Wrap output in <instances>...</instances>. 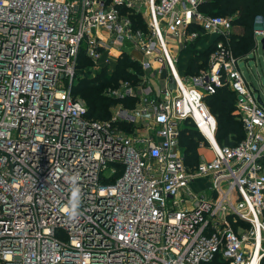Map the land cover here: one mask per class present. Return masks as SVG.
Instances as JSON below:
<instances>
[{
  "label": "built area",
  "instance_id": "built-area-1",
  "mask_svg": "<svg viewBox=\"0 0 264 264\" xmlns=\"http://www.w3.org/2000/svg\"><path fill=\"white\" fill-rule=\"evenodd\" d=\"M206 1L0 0V264H262L264 83L253 87L239 64L264 50V20L237 57L232 19L202 14ZM199 34L218 36L208 68L181 76L174 56ZM83 43L94 65L128 53L144 73L105 92L133 106L104 121L73 95ZM220 88L244 131L234 146L218 144L204 101ZM183 124L209 153L195 166L179 152Z\"/></svg>",
  "mask_w": 264,
  "mask_h": 264
},
{
  "label": "trees",
  "instance_id": "trees-1",
  "mask_svg": "<svg viewBox=\"0 0 264 264\" xmlns=\"http://www.w3.org/2000/svg\"><path fill=\"white\" fill-rule=\"evenodd\" d=\"M203 5V10L207 12L205 13L206 15L222 16L234 13L238 14L239 17L237 23L243 30L242 36L239 39L242 41V44H245V50L239 52L235 39L233 38L231 41V48L235 54L240 55L245 51H249L253 47V21L257 16L262 17L264 20V0H207ZM212 7L216 10L213 9L215 11L211 10V12H209L208 9L210 10ZM209 39L211 40L207 47L200 53L197 51L198 48L196 47L195 49V46H192V44L184 49V55L189 59L184 64L186 70L180 72L181 74L184 73L183 76L198 73L202 68L201 61H203V59V64L206 65L208 54L218 40V36L213 35ZM192 54L194 55L193 57ZM79 57L78 63L83 66L87 60L82 53ZM129 63L130 62L127 59H123L119 65L116 66L115 70L108 74V77H105V73L103 74L104 77L101 79L102 82H116L118 79H125L127 75H130L129 72L125 70V67L128 66ZM186 71L187 73H185ZM104 85L106 84H99L95 81L92 83L90 81H80L73 89L74 91L76 88L78 91L77 93H80L81 97L84 98L88 108L87 117L89 118L101 121L109 118L108 109L112 102L101 96L102 87ZM204 101L207 107L209 105L210 110L212 111L211 114L215 117L217 123L216 141L220 146H234L243 139L244 131L242 124L234 113L235 95L232 92L226 88H220L215 94L205 96ZM125 104H127V101L124 102V105ZM200 139V135L191 128H188L187 132L183 133L181 137L180 145L184 148L186 155L188 156L190 166L194 165L193 163H195V165L197 164L195 161L197 160V147ZM208 264L225 263L220 260V257L218 256ZM262 264H264V261Z\"/></svg>",
  "mask_w": 264,
  "mask_h": 264
},
{
  "label": "rangeland",
  "instance_id": "rangeland-1",
  "mask_svg": "<svg viewBox=\"0 0 264 264\" xmlns=\"http://www.w3.org/2000/svg\"><path fill=\"white\" fill-rule=\"evenodd\" d=\"M203 6L200 7V12L202 14H205L207 12L205 10H203ZM213 9H215V8L212 7L210 10L208 9V11L211 12V10L212 11L216 10V9L215 10H213ZM141 15L142 14H140V13H135V12L133 13L132 12V13H129V18L132 21V25H133L134 29H139L141 31H145L146 27H147L146 26V19L144 18V16H141ZM222 16H226V17L232 19L233 35H234L235 43L237 44L236 45L237 49L239 52L244 51L245 50V44H242V41L239 39L242 36L243 30H242V27L237 23V20L239 17L238 14L234 13L231 15L227 14V15H222ZM210 37H212L211 34L210 35L199 34L197 39L190 42L186 47H188L192 44V46H195V49H196V47L198 48L197 51H198V53H200V52L204 51L205 48L207 47L208 43L211 40V39H209ZM236 38H238V39H236ZM253 45H254V43H253ZM80 49L81 50H80L78 56H81V53H82L84 55V57L86 58L87 62L83 66L79 65V63L77 62V67H76L77 71L76 72L78 73L79 76H77L75 78V83L77 85L78 82H80V81H82V82L83 81H90L91 83L95 81L99 84L100 83L106 84L102 87V91H101V96H103V97H105V92L108 89H117L121 83L131 82L132 84H137L139 82L140 77L144 74L140 70L141 69L140 64L138 62H136L135 59L128 53L123 54L121 56H119L117 52L110 54V55L103 54V56L100 59L101 61L99 63V66H98V65L92 64L90 59L87 56H85L86 47L84 46V43L81 45ZM175 50H178V48ZM252 50L253 49L251 48L249 51H245L239 55V54H235L233 49H232L233 54L237 57L248 54ZM211 51H210V53H211ZM177 53H179L178 56L177 57L174 56L177 60V62H176L177 70H178L179 74L181 76H183L184 73L181 74L180 72H184V70H186V67L184 68V64L189 58L185 57L184 50L182 52H177ZM209 54H208V56H209ZM193 56L194 55L192 54V57ZM108 57L110 58L111 61H109L108 63H105L104 60H106ZM79 58L80 57H77V61L79 60ZM123 59H127L130 62L129 65L125 67V70L128 71L130 75H127V77L125 79H123V78L118 79L116 82H113V81L102 82L101 79H102V77H104L103 74L105 73V77H108V74L111 71H114L116 66H118L119 63ZM203 62H204V59H203V61H201L202 68L200 70H204V69L208 68L207 64L204 65ZM239 68H240V71L242 72L243 76L245 77L246 81L248 83L252 84L253 87H257L259 78L264 83V50H262V48L258 47V52L256 53V55L254 57H250L246 62L240 63ZM185 73H187V71ZM154 83H158V82H154ZM77 92L78 91L75 88V90L73 91V95L75 97H78L85 104V106L87 108V104H86L84 98L81 97L80 93H77ZM109 100H111V99H109ZM110 102H112V103L109 105V108L112 109V111H115L116 108H118L119 106H122V104H124V102H126V100H124V101L111 100ZM124 106L130 108L133 106V104L128 102V105H124ZM208 109L210 110L209 105H208ZM210 112H212V111L210 110ZM102 121H104V120H102ZM120 127H121L122 131L125 132L127 135H130V134L134 135L136 133V137H138L140 139L143 136V134H149L150 133L148 126L144 127L142 125H134V124L124 125V124H121ZM186 132H187V129L185 128V126L183 124L180 137H182L183 133H186ZM198 151L199 150L197 147V160L195 161L196 163H198L200 161V156H201ZM179 152L183 155L184 160H185V164L187 166H190L189 165L190 163L188 162V156L186 155V152L181 145L179 147ZM206 156L208 157L209 154H207ZM186 158H187V161H186ZM193 164L195 165V163H193ZM194 165H192V166H194ZM202 190H203V188L199 189L198 191L197 190H194V191L196 193H201ZM233 221H234L233 216H231V215L227 216V222L230 225H233Z\"/></svg>",
  "mask_w": 264,
  "mask_h": 264
},
{
  "label": "clouds",
  "instance_id": "clouds-1",
  "mask_svg": "<svg viewBox=\"0 0 264 264\" xmlns=\"http://www.w3.org/2000/svg\"><path fill=\"white\" fill-rule=\"evenodd\" d=\"M80 196V189L78 187H74L71 193V200L69 201V205L66 209L69 212L71 218H75L78 214Z\"/></svg>",
  "mask_w": 264,
  "mask_h": 264
},
{
  "label": "crops",
  "instance_id": "crops-1",
  "mask_svg": "<svg viewBox=\"0 0 264 264\" xmlns=\"http://www.w3.org/2000/svg\"><path fill=\"white\" fill-rule=\"evenodd\" d=\"M205 149H206V148H204V147L201 148V149L198 148V150H199L198 152H199L200 155H201L200 157L209 158V156H208V157L206 156V155L209 154V153H208V151L205 150ZM199 189H201V187H200L199 185H197V186L194 187V190H197V191H198Z\"/></svg>",
  "mask_w": 264,
  "mask_h": 264
},
{
  "label": "water",
  "instance_id": "water-1",
  "mask_svg": "<svg viewBox=\"0 0 264 264\" xmlns=\"http://www.w3.org/2000/svg\"><path fill=\"white\" fill-rule=\"evenodd\" d=\"M261 44H262V46H263V44H264V40L261 41ZM258 101L260 102V99H259V98H258Z\"/></svg>",
  "mask_w": 264,
  "mask_h": 264
}]
</instances>
